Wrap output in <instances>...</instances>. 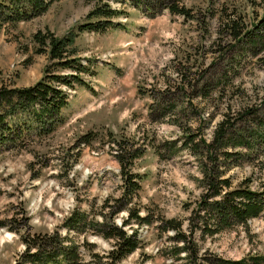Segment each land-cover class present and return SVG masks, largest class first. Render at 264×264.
I'll return each mask as SVG.
<instances>
[{"label":"rangeland","instance_id":"1","mask_svg":"<svg viewBox=\"0 0 264 264\" xmlns=\"http://www.w3.org/2000/svg\"><path fill=\"white\" fill-rule=\"evenodd\" d=\"M188 3L199 8L207 0ZM93 4L87 0H54L43 13L17 23L5 22L0 28V85L26 86L44 75L48 55L34 51L32 42L38 29H51L57 35L74 31L73 44L79 55L96 69L95 76L83 74L85 85L71 90L70 102L64 108L65 120L52 134L36 136L24 146L0 145V264L23 260L30 235L69 233L64 222L75 207L92 211L91 215L96 214L98 219L104 218V213L112 215L118 206L116 198L123 192L120 164L109 142L112 134L137 144L144 142L146 147L135 161L136 170L144 175L135 200L141 213L148 211L154 219L158 214L177 217L184 220L186 227L196 199L204 191L197 156L188 147L173 151L163 145L182 132L178 124L169 120L170 116H156L158 111L151 93L168 84L175 86L177 62L192 49L183 39L190 41L193 35L196 38V22L184 23L182 17L173 16L168 10L149 15L129 7L128 15L115 18V23L120 21L123 25L115 24L103 31H81L78 24L86 20ZM258 7L262 13L264 6ZM211 58V54L206 56L207 62ZM234 80L241 83L245 93L229 97V92L215 104L197 95L193 98L195 106L204 105L202 122L190 110L180 112L179 118L193 130L201 124L203 134L211 139L215 125L230 104L236 107L239 102L264 97V67L256 59L245 65ZM208 82L209 75L200 79L197 89ZM87 133L94 136L89 143L82 141ZM154 133L157 143L161 142L162 154L149 144L148 138ZM228 174L235 185L252 175L253 186L262 187L264 148L234 165ZM127 215L128 210L122 209L115 213L114 220L121 225ZM157 223L159 220L141 226L134 224L145 242L125 257L122 264H195L185 251L177 259L170 251L165 252L174 242L169 238L174 231L161 232ZM125 228L132 231L130 224ZM70 235L80 242L87 237L100 253L113 247L112 239L89 231H72ZM199 245L203 264H211V258L220 256L238 259L264 253V214L250 219L248 226L199 238ZM89 251L83 253L85 264H96Z\"/></svg>","mask_w":264,"mask_h":264},{"label":"trees","instance_id":"2","mask_svg":"<svg viewBox=\"0 0 264 264\" xmlns=\"http://www.w3.org/2000/svg\"><path fill=\"white\" fill-rule=\"evenodd\" d=\"M53 1L0 0V28L5 22L17 23L43 13ZM87 1L94 4L86 20L78 24L81 31H103L115 24L121 26L120 21L115 23V18L128 15L129 7L149 15L168 10L171 15L182 17L184 23L192 25L196 22V38L193 35L190 41L183 39L192 49L177 62L175 86L168 84L157 93H151L155 99L153 106L158 111L156 116H170L169 120L178 124L182 132L163 145L173 151L188 147L197 156L203 171L204 191L196 199V207L188 217L186 227L184 220L177 217L158 214L154 219L148 211L141 213L135 200L142 188L144 175L136 170L135 161L145 153L146 147L144 142L141 145L112 134L109 142L120 164L123 188L116 198V210L110 217L104 213V218L98 219L96 214L91 215L92 211L75 207L64 222L69 233L61 235L55 231L30 235L27 237L26 256L16 264H85L83 253L87 249L96 264H122L125 257L145 242L134 224H152L155 220H159L157 228L161 232L174 231L169 235L174 242L164 249L165 252L170 251L171 256L177 259L185 251L195 264H203L199 256V238L213 237L237 226H248L250 219L264 214V183L262 187H254L251 175L235 185L232 175L228 174L234 165L252 158L264 148V97L256 99L259 101L239 102L236 107L230 104L215 125L211 139L203 134L201 124L193 130L189 123L179 118V113L190 110L200 118L204 105L195 106L193 98L197 95L215 104L229 92V97L245 93L241 83L235 82L234 78L240 76L245 65L251 64L253 59L264 67V11L260 13L258 9L259 5L264 6L263 0H207V4L199 8L190 5L189 0ZM75 36L74 31L65 35H57L51 29L34 32V51L46 53L49 62L44 75L33 84L0 85V145L24 146L36 136L52 134L64 122V108L70 102L71 90L85 85L84 73L96 75L95 66L85 63L86 57L79 55L73 44ZM209 54L212 58L207 62ZM66 69L69 71L63 72ZM213 73L217 75L213 76ZM208 75L209 82L198 90L196 85ZM191 79L199 81L194 83ZM170 93L172 97H169ZM93 137L87 133L82 136V141L89 143ZM178 138L182 143L180 146ZM148 141L162 154L161 142L157 143L155 133ZM125 208L128 215L120 225L114 220V215ZM129 224L131 232L125 228ZM72 231H89L112 239L113 247L100 253L95 251V243L87 237L82 242L73 238L70 235ZM210 260L211 264H259L264 262V253L238 259L220 256Z\"/></svg>","mask_w":264,"mask_h":264}]
</instances>
